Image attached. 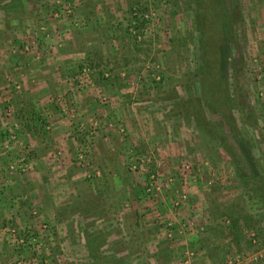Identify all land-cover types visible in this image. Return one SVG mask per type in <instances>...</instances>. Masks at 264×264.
Listing matches in <instances>:
<instances>
[{
    "label": "rangeland",
    "instance_id": "374dc122",
    "mask_svg": "<svg viewBox=\"0 0 264 264\" xmlns=\"http://www.w3.org/2000/svg\"><path fill=\"white\" fill-rule=\"evenodd\" d=\"M236 2L241 20L210 46L195 0H0V242L11 248L0 264H264V207L236 173L264 181V0ZM216 50L224 86L207 87H225L227 118L196 78ZM62 57L73 68L54 71L70 89L47 102L71 122L72 147L41 164L18 105L34 69ZM90 91L102 114L71 116L66 95ZM33 119L51 131L50 117ZM137 155L164 178L157 193L131 168Z\"/></svg>",
    "mask_w": 264,
    "mask_h": 264
},
{
    "label": "crops",
    "instance_id": "0c3cea01",
    "mask_svg": "<svg viewBox=\"0 0 264 264\" xmlns=\"http://www.w3.org/2000/svg\"><path fill=\"white\" fill-rule=\"evenodd\" d=\"M57 66L61 69L62 73H66L69 71L71 68H73V65H69V60H65V58L57 59L55 61L53 68L48 65L47 69H41L39 67H36L34 70L36 73L32 75L33 78H28L24 80V83L26 86L24 87L25 92L21 96L23 99V102L18 105V108L20 110L19 114L21 117H25L26 121L25 122V127L28 130L30 128V138L31 142L33 144V150L37 154H41V156H36L38 159V163L43 164L42 159L47 156V153L51 150L53 147H62L61 145L63 143H67L68 145L64 146V152L67 153L69 147H72L70 144V141L68 138L66 140H62L63 136H66L67 134H70L71 131H67L68 128L71 130L72 127H69V121H67L66 116H63L62 118L61 115L62 113L60 111L59 105L55 103H50L47 102V97L52 98V94L57 95L58 93L62 92H67L69 88L70 83L67 82L66 77H58L56 76V72L54 71V68H57ZM40 70V71H39ZM45 70H50L47 75H42V72ZM42 71V72H41ZM40 75H38V73ZM54 72V74H53ZM31 77V76H30ZM72 89V88H71ZM66 97H70V100H68V110L71 114V116H77V119H80L81 116L87 115L90 111L92 112H100L102 110L101 108H97L96 104H93V93L92 91L84 94H70L66 95ZM66 99V98H65ZM35 113L40 115L44 114L47 115L48 118L50 117L52 119L51 121V131L45 132L44 130L38 131V125L36 121H34L33 116H35ZM102 114V111L100 112ZM28 116V117H27ZM131 117V114L128 115V117ZM74 121V120H73ZM76 121V120H75ZM127 121V120H126ZM139 123H136L134 119L128 120L127 121V128L129 129V133H134L137 137L141 135V127L139 126ZM36 129V131H34ZM43 133V136H41L40 133ZM134 135V136H135ZM72 139V138H70ZM121 140V139H119ZM135 139H133L134 141ZM63 142V143H62ZM123 144L120 142H116V150L119 152L121 149L120 147ZM136 145V144H135ZM133 146V145H132ZM39 154V155H40ZM114 159L112 158V161L116 163V155H120V153H114L113 154ZM130 157H133L130 155ZM50 157L47 156V159ZM104 167L109 168L108 164L104 161V159L99 160L97 159ZM50 161V159H49ZM49 163V162H46ZM41 167V166H40ZM48 169V168H47ZM45 170H41L40 172L43 173ZM39 172V173H40ZM46 172V171H45ZM38 178L44 183L47 181V177H43V175H38ZM46 174V173H43ZM39 180V179H38ZM49 190V189H48ZM50 193V192H48ZM47 193V195H48ZM41 196L44 194V191H37L34 193V195ZM37 197V196H36ZM45 197V196H44ZM38 201V198H37ZM42 205V204H41ZM45 209V207H44ZM8 210H6L4 207L1 209V212L3 214H6ZM3 218V215L0 216V226H3V223H1V219ZM11 254V248L7 247V243L1 241L0 242V263L1 261H4L9 257Z\"/></svg>",
    "mask_w": 264,
    "mask_h": 264
},
{
    "label": "trees",
    "instance_id": "16d2710c",
    "mask_svg": "<svg viewBox=\"0 0 264 264\" xmlns=\"http://www.w3.org/2000/svg\"><path fill=\"white\" fill-rule=\"evenodd\" d=\"M195 2L199 8H202L203 11L202 13L204 14L203 24L208 25V27L212 29V31L209 33L207 37L210 46L211 44H214V42L216 41L215 40L216 37L218 36L220 37V32L223 30V25H225V22H227V20L229 22V25L231 26H233L235 23L241 20V18L239 17L236 0L230 1L231 9L228 11L226 8L227 2L225 0H195ZM218 5L219 6L226 5L223 12L221 11ZM213 32H215L216 36L212 35ZM223 34L221 40L225 37ZM215 52L217 54H214ZM215 52L211 53L207 51L201 55L200 65L197 66L196 78L199 80L201 84V88L204 89L205 91L204 97L211 96L213 98V95H215L214 96L215 100L221 98V103H220L221 107L216 106L214 111L216 113H220L224 118H227L231 116L230 111L228 109L230 108L231 105L229 107H227L226 105L228 102L226 100L229 98V96L227 94L225 87H223L222 89L221 87H219V91L215 93L213 92L215 91L214 87L209 86L211 88L212 93L208 91V87H207L211 83L215 82L216 79L220 81V83L224 82V79H222L217 69L218 68L217 62L219 61V57H218L219 50H216ZM197 64H199V62ZM215 69L217 70L216 73H215L216 71ZM222 86H224V83ZM221 141H222L221 144L225 149L231 147L226 139ZM235 164L238 166L237 163ZM236 173L240 181L243 183V185L247 189L252 191L251 198H254L253 200L258 204L257 206L259 207L260 206L259 203H260L264 207V181L262 180V178L258 175H253L250 177L243 176L242 171L239 169H236ZM259 215H262L263 216L262 219H264V210H262V212Z\"/></svg>",
    "mask_w": 264,
    "mask_h": 264
},
{
    "label": "built area",
    "instance_id": "2783aa9c",
    "mask_svg": "<svg viewBox=\"0 0 264 264\" xmlns=\"http://www.w3.org/2000/svg\"><path fill=\"white\" fill-rule=\"evenodd\" d=\"M137 160L132 164L131 168L134 171H141L143 170V173L146 176L147 183H146V193L148 195H151L153 193H157L161 189V186H164L165 183H163L164 178L160 175L158 170L156 169V164H154V161L149 156H140L137 155ZM182 174L185 176L187 172V169L189 167L188 164H185L182 166ZM171 180V179H169ZM168 180V181H169ZM166 185V184H165ZM183 199L186 198L185 194H182L181 196ZM254 233H251V236L253 237ZM229 263L231 264H241V260L239 257H235L229 260Z\"/></svg>",
    "mask_w": 264,
    "mask_h": 264
}]
</instances>
